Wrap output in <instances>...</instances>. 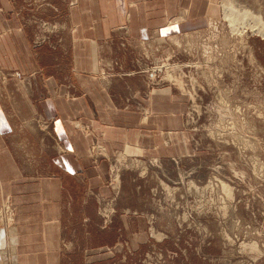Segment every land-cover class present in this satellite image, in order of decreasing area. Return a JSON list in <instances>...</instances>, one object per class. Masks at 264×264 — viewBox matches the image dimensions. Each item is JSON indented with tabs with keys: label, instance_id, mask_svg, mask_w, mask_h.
Here are the masks:
<instances>
[{
	"label": "crops",
	"instance_id": "obj_1",
	"mask_svg": "<svg viewBox=\"0 0 264 264\" xmlns=\"http://www.w3.org/2000/svg\"><path fill=\"white\" fill-rule=\"evenodd\" d=\"M217 1L0 0V206L14 207V223L0 224V264H131L128 252L154 245L151 217L126 193L102 217L99 153L196 152L185 98L126 67L143 63L138 47L154 37L216 32ZM41 20L64 30L61 48ZM122 46L137 48L122 58Z\"/></svg>",
	"mask_w": 264,
	"mask_h": 264
},
{
	"label": "rangeland",
	"instance_id": "obj_2",
	"mask_svg": "<svg viewBox=\"0 0 264 264\" xmlns=\"http://www.w3.org/2000/svg\"><path fill=\"white\" fill-rule=\"evenodd\" d=\"M224 2L252 15L233 26ZM217 3L216 32L205 26L182 35V46L177 37H154V44L138 47L148 56L143 63L131 58L126 67L145 70L154 87L185 98L196 151L166 158L99 153L109 163L102 217L116 213L126 193L155 230L152 247L125 255L131 264H264V0ZM39 22L42 32L57 34L54 46L61 48L64 30ZM121 48L124 58L137 46ZM0 207V224H13L14 207Z\"/></svg>",
	"mask_w": 264,
	"mask_h": 264
},
{
	"label": "bare ground",
	"instance_id": "obj_3",
	"mask_svg": "<svg viewBox=\"0 0 264 264\" xmlns=\"http://www.w3.org/2000/svg\"><path fill=\"white\" fill-rule=\"evenodd\" d=\"M230 4V2H224V15L226 19H229L230 23L233 26L242 23L246 20L247 16L252 15V11H250L249 9H244L243 11H241L242 13L237 12L238 10H234L233 8L229 7ZM116 177L118 178V176Z\"/></svg>",
	"mask_w": 264,
	"mask_h": 264
},
{
	"label": "built area",
	"instance_id": "obj_4",
	"mask_svg": "<svg viewBox=\"0 0 264 264\" xmlns=\"http://www.w3.org/2000/svg\"><path fill=\"white\" fill-rule=\"evenodd\" d=\"M17 77H21V74L19 72L17 73Z\"/></svg>",
	"mask_w": 264,
	"mask_h": 264
}]
</instances>
